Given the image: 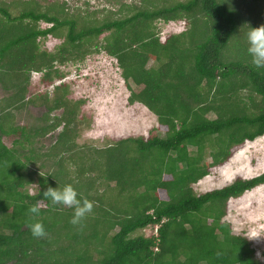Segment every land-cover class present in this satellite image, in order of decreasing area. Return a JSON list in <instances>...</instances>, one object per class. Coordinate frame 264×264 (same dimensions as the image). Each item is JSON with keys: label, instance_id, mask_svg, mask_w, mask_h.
<instances>
[{"label": "trees", "instance_id": "obj_1", "mask_svg": "<svg viewBox=\"0 0 264 264\" xmlns=\"http://www.w3.org/2000/svg\"><path fill=\"white\" fill-rule=\"evenodd\" d=\"M157 22L186 29L161 39ZM246 23L264 24V0H137L92 12H70L59 0H0V264H258L224 217L228 201L264 185V172L199 194L192 188L264 134V68L251 63ZM47 36L60 42L40 50ZM100 51L119 68L126 103L151 112L163 137L153 128L74 148L82 101L55 83L66 75L60 67ZM32 73L50 92L34 91ZM30 105L44 109L46 123L28 134L13 111ZM56 130L44 153L55 171L36 179L37 196L18 191L32 180L15 147ZM15 135L11 148L2 142ZM65 184L93 201V212L80 229L69 223L73 209L48 201L36 217L48 237L34 238L28 208ZM147 227L154 234L134 235Z\"/></svg>", "mask_w": 264, "mask_h": 264}, {"label": "rangeland", "instance_id": "obj_2", "mask_svg": "<svg viewBox=\"0 0 264 264\" xmlns=\"http://www.w3.org/2000/svg\"><path fill=\"white\" fill-rule=\"evenodd\" d=\"M2 1L9 3L11 0ZM59 1H65L70 12L74 10L92 12L101 9L116 10L120 3L129 5L136 3L137 0H114L115 3L113 0ZM44 26L47 25L40 23V27ZM155 27L161 39L165 35L175 34L186 29L182 22H157ZM59 42L60 40L49 36L38 40L40 50H53ZM147 65H150V62ZM60 69L66 73L64 81L69 84L70 97L82 101L80 125L77 124L74 137L75 149L84 146L103 148L110 145L115 139L145 137L153 128H156L159 137H163L164 128L158 127L156 117L151 112L139 103L131 105L126 103L128 91L113 58L100 51L86 57L82 62H74L60 67ZM38 77L39 74L32 73L29 79L34 91L41 93L46 90L50 92L51 87L42 88L38 85ZM4 95V90L0 86V98ZM43 113L42 107L24 106L13 111L14 123L24 125L28 134H31L32 131L29 129L33 127L40 131V128L46 123V116H42ZM57 113L59 111L53 115ZM51 119V115H49L48 120L51 121ZM48 123L50 122L48 121ZM57 131L33 139L30 146L21 141L22 150L15 147L18 152H21V162L25 160L27 162V170L23 172L25 174L23 178L32 180L29 184H24L18 191H25L33 195L36 189L30 184L37 185L35 183L37 178L45 179L55 171L54 158H48L44 156V153L53 144ZM16 137L15 135L2 138V142L11 148L12 140ZM29 149H31L30 152H28ZM75 152L77 150L73 149L72 153ZM204 159L209 161L206 156ZM73 169L74 167L70 166V170ZM262 172H264V134L233 149L227 161L221 166L210 169L209 174L192 185V188L196 194H199L228 185L236 178L245 180ZM224 221L229 224L232 234L246 240L254 252L253 258L257 263L264 264V259H258L256 256L257 252L264 256V239H247L253 231L264 234V185L245 192L237 199L228 201ZM154 231L155 227H147L135 232L134 235L146 236L154 234Z\"/></svg>", "mask_w": 264, "mask_h": 264}, {"label": "clouds", "instance_id": "obj_3", "mask_svg": "<svg viewBox=\"0 0 264 264\" xmlns=\"http://www.w3.org/2000/svg\"><path fill=\"white\" fill-rule=\"evenodd\" d=\"M243 27L247 28V52L251 57V63L257 68H264V24L258 27H251L249 24H245ZM57 81L55 84L64 81ZM34 186L36 191L33 195H38V185L30 184ZM79 193L74 189L72 184H65L63 187H48L43 192V199L37 200L35 204L28 208L29 219L26 221L31 235L37 239H44L48 237L44 225L42 222L36 219L39 216L42 208L48 206V201L52 205H62L67 208L73 209V215L69 223L73 227L82 229L84 227V220L93 212L94 202L87 198H78ZM249 240L264 239V234L253 231L248 236ZM258 259H264L260 252L256 253Z\"/></svg>", "mask_w": 264, "mask_h": 264}]
</instances>
